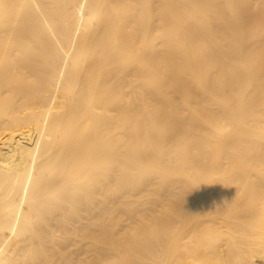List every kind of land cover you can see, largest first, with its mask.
Masks as SVG:
<instances>
[{"label":"bare ground","instance_id":"obj_1","mask_svg":"<svg viewBox=\"0 0 264 264\" xmlns=\"http://www.w3.org/2000/svg\"><path fill=\"white\" fill-rule=\"evenodd\" d=\"M153 171L122 264H264V0H0V264H97Z\"/></svg>","mask_w":264,"mask_h":264},{"label":"rangeland","instance_id":"obj_2","mask_svg":"<svg viewBox=\"0 0 264 264\" xmlns=\"http://www.w3.org/2000/svg\"><path fill=\"white\" fill-rule=\"evenodd\" d=\"M141 179L142 180L140 181V183L133 185V187L128 191L127 199L129 201L130 206L127 209L123 208L122 206H118L119 208L116 206L112 214V219L108 223H106L104 226H101V228L100 226L98 227L97 235H99V238L96 243H93L95 245V248L96 249L98 248V253L101 252L98 254L99 262H97V264L98 263L99 264H109V263L113 264L112 262L117 263V264H122L123 262L122 253L120 252H110L109 253L108 252L107 247L110 245L111 240L115 239L116 237L117 238L115 239V241L118 240V238L119 239L121 237L123 238L126 231H127L126 233H128L129 235L130 234L134 235L135 238L140 236L139 235L141 234L140 231L144 230L142 229L143 224H137V222L134 221L133 216L134 218L135 217L138 218L137 215L143 214L146 211L149 212L151 208L155 209L156 207L155 205L158 202V200L160 198H163V200L165 201L166 198L163 195L169 194L168 196H170L171 193L169 192L173 190L172 189L174 186L173 179L163 180L161 179L157 171L148 173L147 176L141 177ZM163 200L160 199L159 201H163ZM134 212H136V214L132 215ZM132 220H133V223H132ZM112 235H114V237ZM102 253L103 254L106 253V255L105 254L103 255ZM100 255H101V258H100Z\"/></svg>","mask_w":264,"mask_h":264}]
</instances>
